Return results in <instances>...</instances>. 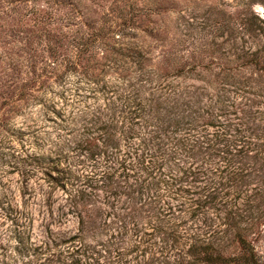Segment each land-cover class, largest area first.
<instances>
[{
    "label": "trees",
    "instance_id": "1",
    "mask_svg": "<svg viewBox=\"0 0 264 264\" xmlns=\"http://www.w3.org/2000/svg\"><path fill=\"white\" fill-rule=\"evenodd\" d=\"M62 10L34 13L64 24L45 33L56 58L24 63L19 89L48 145L37 188L22 193L59 230L34 245L35 262L104 264L112 245L116 264H264V88L233 73L248 61L160 72L134 41L142 14L106 27ZM25 203L0 210L28 219Z\"/></svg>",
    "mask_w": 264,
    "mask_h": 264
},
{
    "label": "rangeland",
    "instance_id": "2",
    "mask_svg": "<svg viewBox=\"0 0 264 264\" xmlns=\"http://www.w3.org/2000/svg\"><path fill=\"white\" fill-rule=\"evenodd\" d=\"M60 1L0 0V205L20 209L26 202L32 213L28 219L14 218L0 210V264H37L34 245L49 241L48 237L59 231L31 207L35 199L22 193L25 187L37 188L43 165L39 156L48 147L36 138L40 132L32 113L34 107L19 99L24 81L22 65H40L39 61L56 58L46 45L45 33L51 30L56 36L64 24H37L36 10L62 17L66 11L62 9L67 7L72 15L85 14L84 21L87 17L90 26L103 23L106 27L119 24L120 13L142 14L140 24L134 23L138 36L134 41L142 44L148 59L146 67L165 72L181 64H196L191 75L208 76L247 60V66L233 73L264 88V34L259 32L264 28V0H62L68 6ZM145 26L147 33L142 32ZM223 52L246 54L237 59L228 56L227 61ZM254 52L256 55H252ZM66 53L65 46L59 48V55ZM61 64L64 69V62ZM74 223L69 218L60 231L73 229ZM235 250L232 246L225 253ZM117 251L106 245L101 250V261L116 264Z\"/></svg>",
    "mask_w": 264,
    "mask_h": 264
}]
</instances>
